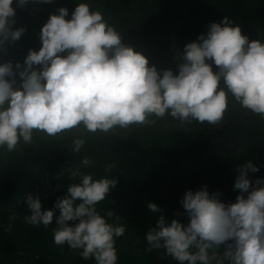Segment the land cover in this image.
Here are the masks:
<instances>
[{
    "label": "clouds",
    "instance_id": "9594fccd",
    "mask_svg": "<svg viewBox=\"0 0 264 264\" xmlns=\"http://www.w3.org/2000/svg\"><path fill=\"white\" fill-rule=\"evenodd\" d=\"M51 2L0 0V50L26 31L23 26L13 28L14 3L23 8ZM39 40V49H28L22 64L0 62V149L11 152L21 141L30 144L34 132L108 133L116 127L152 125V117L169 116L181 125L216 124L230 98L264 119V41L250 40L228 16L211 22L205 33L184 45L175 71L157 69L122 43L121 32L87 0H75L70 16L65 7L50 14ZM84 144L82 134L74 137L71 151L79 153ZM80 162L93 163L88 157ZM110 169L106 166L99 178L72 170L78 182L69 184L51 208H42L39 195L25 194L30 210L25 222L49 228L55 219L56 246L78 250L83 260L94 264H117L116 238L125 234V224L111 210L101 215L96 207L118 182L107 174ZM258 171L252 160L236 167L235 202H223L220 193H209L206 185L186 190L179 204L188 222L157 216L155 226L144 234L148 250L163 249L177 264H264V177L250 181L248 176ZM147 209L161 212L152 202Z\"/></svg>",
    "mask_w": 264,
    "mask_h": 264
},
{
    "label": "trees",
    "instance_id": "16d2710c",
    "mask_svg": "<svg viewBox=\"0 0 264 264\" xmlns=\"http://www.w3.org/2000/svg\"><path fill=\"white\" fill-rule=\"evenodd\" d=\"M87 2L121 32L122 43L142 53L157 69L175 71L184 45L224 16L239 24L250 40L264 41V0ZM13 7V28L23 26L26 31L18 41L5 44L0 62L12 61L15 65L17 61L23 63L28 49H39L40 28L49 15L65 7L70 16L75 0L29 3L23 8L14 3ZM246 112L230 98L228 110L216 124L192 121L181 125L169 116L152 117V125L116 127L108 133L72 129L48 136L34 132L32 143L21 141L11 152L0 149V264H94L92 259L83 260L78 250L53 243L55 219L49 228L27 224L24 216L30 210L23 199L25 194L39 195L42 208H51L69 184L78 182L79 177L70 175L72 170L92 172L99 178L106 174L108 165L111 169L107 174L116 176L118 182L96 207L101 215L111 210L125 224V234L116 238L117 264H177L163 255V249L149 251L144 234L161 214L168 221L188 222L179 204L186 190L196 191L206 185L209 193L218 191L224 202L223 176L211 151L212 137L224 121L238 118L220 134L213 150L226 174L229 202H235L239 194V190H233L238 165L252 160L259 171L248 174L250 181L264 177V119ZM81 134L85 144L79 153H73L72 140ZM82 157L90 158L92 165H82ZM148 202L155 203L161 212H150ZM9 224L10 230L5 231ZM218 252L222 253L223 247Z\"/></svg>",
    "mask_w": 264,
    "mask_h": 264
},
{
    "label": "water",
    "instance_id": "95a60500",
    "mask_svg": "<svg viewBox=\"0 0 264 264\" xmlns=\"http://www.w3.org/2000/svg\"><path fill=\"white\" fill-rule=\"evenodd\" d=\"M250 112V110H247L246 113ZM238 120V118H232L231 120H226L222 123V125L220 126V128L218 129V131L215 133V135L212 137L211 140V151H212V157L213 160L215 162V164L218 166L222 176H223V185H224V193H225V197H224V202L225 203H229V199H228V189H227V181H226V174L224 172L223 166L220 163V161L218 159L215 158L214 154H213V150H214V144L217 141V139L219 138L220 134L225 130V128L230 125L232 122Z\"/></svg>",
    "mask_w": 264,
    "mask_h": 264
}]
</instances>
